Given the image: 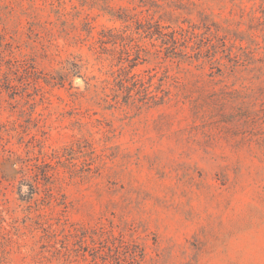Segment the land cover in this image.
Segmentation results:
<instances>
[{
	"label": "rangeland",
	"instance_id": "1",
	"mask_svg": "<svg viewBox=\"0 0 264 264\" xmlns=\"http://www.w3.org/2000/svg\"><path fill=\"white\" fill-rule=\"evenodd\" d=\"M0 264H264V0H0Z\"/></svg>",
	"mask_w": 264,
	"mask_h": 264
},
{
	"label": "trees",
	"instance_id": "2",
	"mask_svg": "<svg viewBox=\"0 0 264 264\" xmlns=\"http://www.w3.org/2000/svg\"><path fill=\"white\" fill-rule=\"evenodd\" d=\"M110 32H112V30H110ZM145 32L148 34V36H150V38H156V39H160L162 40V43L164 45H166V50L173 56H182L181 53H179L177 50L178 49V44L181 40L185 39V34L184 30H182L181 33L178 32H171L169 34H165L162 30V27L160 26V24H151L148 23V27L147 30H145ZM170 35L171 38L170 40L167 39V36ZM178 35H180V37H178ZM101 43H113L114 46L117 45L116 42H105L104 40H101ZM121 48L120 50V54L122 53V56H120V62L124 64V61H126L128 63L127 67H124L123 70H128L129 73L132 72V70L137 66V64H135V60H137L136 58L139 59L140 56V50H137L138 52H135V56L136 58H132V45H129L128 43H126L125 41L120 44ZM116 48V47H115ZM126 55V56H125ZM131 78L136 79L137 75L133 74L131 76ZM137 82H139L140 84V89L138 90L137 94H139L141 97L138 98V101L143 102V103H147V101H151V102H156L157 100V96L156 95H152V93L148 92L147 87H145V85L142 84V82L140 80H135V85L137 84ZM142 84V85H141ZM134 96L132 95V93H129L126 96V103H134L136 101V99L133 98ZM44 179L46 181V185L51 186L53 184L52 182V177L44 172ZM38 185V184H37ZM38 188V187H37ZM34 189V186H32V191ZM50 193V197H54L55 195L52 193V189H49ZM34 192H32L33 194ZM132 259L134 260V262L137 261V254L135 253V255H132Z\"/></svg>",
	"mask_w": 264,
	"mask_h": 264
}]
</instances>
